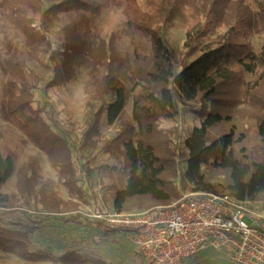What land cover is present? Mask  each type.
<instances>
[{"label":"trees","instance_id":"obj_1","mask_svg":"<svg viewBox=\"0 0 264 264\" xmlns=\"http://www.w3.org/2000/svg\"><path fill=\"white\" fill-rule=\"evenodd\" d=\"M217 1L213 0L214 3ZM115 2L117 0H58L45 8L41 0H0V12L12 18L29 38L35 40L42 35V31L32 26L38 16L59 17L62 14L59 18L63 22V38L58 49L52 51L51 59L57 61L60 56L66 66L70 62L83 61L85 50L90 47L87 31ZM123 3L126 35L134 39L138 33H143L153 45L150 55L139 57L137 78L143 83H138L140 90L133 103L136 130L122 125L114 137L103 141L95 139L101 132L103 120L108 125H114L129 103L131 94L121 86L112 90L109 101L104 100L100 105L96 101L87 102L81 132L83 141L81 144L72 142L71 134L61 128L53 115L44 107L35 106V96L27 81V75L42 81L44 91L60 86L64 81L61 65L56 63L54 75L42 76L21 62L17 55L8 64L15 80L3 88L9 106L8 112L3 111L4 119L47 153L60 169L70 194L86 202H89V194L80 182L79 167L72 162L73 152L77 154L83 149H95L109 153L119 161L106 169L109 178L106 185L112 190L113 210L142 211L170 204L179 196L178 188L162 177L166 171V160L160 155V150L166 149L164 145L173 141L167 134H178L175 128H159L160 120L178 116L179 102L188 106L193 102L212 100L229 108H236L242 102L248 103L255 115L254 130L237 122L231 112L219 107H201L198 112L202 124L196 126L185 140L188 156L182 179L185 184L192 185V192L227 193L238 199H249L254 206L264 209V48L256 52L251 40L256 21L264 32L262 0H257V18L248 12H239L232 22L226 20L228 29L220 36L218 46L207 49L198 58L183 65L179 72L176 52L166 38L165 30L179 19L187 30V46L195 50L198 41L223 27L224 20L218 15L220 9L209 7L203 0H123ZM115 77L111 69L105 85ZM49 120L53 123L50 124ZM10 139L8 134L6 140ZM76 144V150H72ZM86 171L90 178L87 167ZM14 172L11 153L0 145V250L13 251L31 260L107 264L86 257L78 250L56 257L33 249L31 233L34 226L18 218L21 213L30 220L33 216L25 205L18 202L22 200L29 204L33 197L42 205V221L65 210L60 205L72 202L64 201L57 187L40 179L36 157H30L18 171L17 192L4 193L2 188ZM73 207L70 205L66 209L72 212ZM80 220L81 216L76 215L66 221L82 223ZM33 222L35 225L39 221ZM95 224L111 231L100 220Z\"/></svg>","mask_w":264,"mask_h":264},{"label":"rangeland","instance_id":"obj_2","mask_svg":"<svg viewBox=\"0 0 264 264\" xmlns=\"http://www.w3.org/2000/svg\"><path fill=\"white\" fill-rule=\"evenodd\" d=\"M45 8L50 7L58 0H41ZM143 1V0H141ZM207 5L220 9L219 18L224 20V25L203 40L198 41L196 49L187 46V30L179 19L174 25L165 30V36L176 52L178 61V72L182 66L198 58L209 48L218 46L220 36L228 29L226 20H234L239 12L252 15L257 18L259 6L257 0H203ZM264 4V0H262ZM123 0H117L101 14L97 24L87 31L90 47L84 53L81 63L70 62L63 65L60 56L57 61L51 59L52 51L57 50L63 38V22L59 17L53 15L41 17L32 23L42 35L37 40L29 38L15 21L0 12V145L8 150L15 163L13 176L3 186L4 193L18 190V171L30 157H36L39 161V175L45 181L58 188L60 196L64 201L72 202V212L66 209L70 205H60L65 209L61 213L42 221V205L38 204L32 197L29 204L19 201L18 204L25 205V209L33 216L31 220L20 214L18 217L25 223L34 226L32 229L33 249H40L59 257L70 250H78L86 257L105 261L107 264H144L143 258L138 254L137 248L131 242L126 233L120 230L106 231L105 228L97 226L96 213L114 211L111 204V194L106 183L108 182L107 167L119 163L118 159L109 153L99 152L95 149H83L77 154L73 152L72 162L80 169L79 177L81 183L87 189L89 202L72 196L64 185V178L60 169L54 165L51 158L35 146L26 135L4 119L3 111L8 112L9 106L4 95V86L15 80L14 75L8 69L9 61L17 55L19 60L26 66L34 69L40 75H54L53 68L56 63L61 65L63 84L53 86L44 91L45 84L27 75L28 86L35 96V106L44 107L53 115L64 131L71 134V141L81 144L83 141L81 132L84 125V113L88 101H96L98 105L104 100L109 101L112 90L125 87L131 94L129 103L120 119L114 125H108L103 120L101 132L95 139L103 141L118 134L122 125H129L135 130L137 123L133 115L134 97L139 93L143 83L137 78V67L139 57H147L152 53L151 39L143 33H138L134 39L126 35L123 17ZM62 18V17H61ZM257 26L251 38L254 50L260 52L264 48V32ZM63 50V48H61ZM116 74L114 80L105 85L106 76L110 71ZM252 77L249 76V80ZM141 80V81H140ZM251 83L253 82L250 80ZM221 94L217 96L219 99ZM178 99V97H176ZM219 107L225 112H231L234 119L246 126L255 129L254 111L248 103H239L236 108L225 107L223 104L206 100L204 102H193L184 106L179 102V114L174 119H162L159 128L170 130L175 128L178 136L167 134L173 139L164 145L166 149L160 150V155L166 160V171L162 177L169 180L178 188L179 196L170 204L158 205L150 209H167L184 195L190 194L192 185L184 183L182 175L187 168V150L185 140L190 136L196 126H201L202 117L199 114L201 107ZM46 115V114H45ZM49 123L53 122L49 120ZM62 130V132H63ZM61 132V130H59ZM10 134V140H6ZM63 134H65L63 132ZM77 148V144L72 150ZM76 150V149H75ZM90 170V178L86 171ZM40 198V197H39ZM253 204V201H252ZM254 206V205H253ZM256 207V206H254ZM76 208V209H75ZM263 209L261 207H258ZM69 211V212H68ZM138 210L126 211L128 213ZM145 211V210H142ZM80 215L82 223L66 221L72 216ZM39 216V217H38ZM41 217V218H40ZM34 220L39 221L33 224ZM246 221L250 224L253 220L247 216ZM100 224V223H99ZM0 264H64L60 260H31L16 252L0 250ZM183 264H239L222 251L204 250L195 257L188 259Z\"/></svg>","mask_w":264,"mask_h":264},{"label":"built area","instance_id":"obj_3","mask_svg":"<svg viewBox=\"0 0 264 264\" xmlns=\"http://www.w3.org/2000/svg\"><path fill=\"white\" fill-rule=\"evenodd\" d=\"M95 217L108 229L124 231L144 264H183L204 250L222 251L239 264H264V209L249 199L196 191L164 210Z\"/></svg>","mask_w":264,"mask_h":264}]
</instances>
